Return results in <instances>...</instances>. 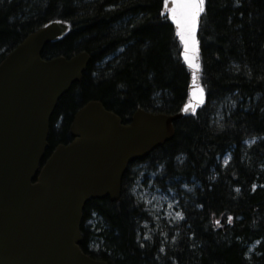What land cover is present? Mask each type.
<instances>
[{"label":"trees","instance_id":"16d2710c","mask_svg":"<svg viewBox=\"0 0 264 264\" xmlns=\"http://www.w3.org/2000/svg\"><path fill=\"white\" fill-rule=\"evenodd\" d=\"M167 0H0V63L30 33L51 21L70 24L49 42L43 59L81 52L90 62L58 100L47 157L71 141L75 113L89 100L127 123L143 109L175 114L188 96ZM206 102L174 122L171 140L125 172L118 200H89L82 250L107 264H264V0H206L199 28ZM122 49L121 52H117ZM235 102L217 116L219 107ZM217 116V117H216ZM255 141L247 146L245 141ZM231 152L225 166L220 156ZM162 169L160 179L189 182L179 189L184 219L173 242L139 238L148 216L130 193L136 163Z\"/></svg>","mask_w":264,"mask_h":264},{"label":"water","instance_id":"95a60500","mask_svg":"<svg viewBox=\"0 0 264 264\" xmlns=\"http://www.w3.org/2000/svg\"><path fill=\"white\" fill-rule=\"evenodd\" d=\"M167 10L189 71L188 98L175 114L137 110L129 123L89 100L74 115L72 140L45 159L51 117L61 96L80 81L87 52L43 59L45 45L64 36L68 24L54 21L30 33L0 63V264H107L81 249L83 210L91 199L118 200L129 163L141 160L174 136V121L206 101L199 26L189 38L177 20L193 7ZM187 106V108L185 107Z\"/></svg>","mask_w":264,"mask_h":264},{"label":"rangeland","instance_id":"374dc122","mask_svg":"<svg viewBox=\"0 0 264 264\" xmlns=\"http://www.w3.org/2000/svg\"><path fill=\"white\" fill-rule=\"evenodd\" d=\"M234 105L235 102L232 100L227 101L226 104L219 107L216 115L224 116L225 112ZM254 141V139H248L245 144L249 146ZM230 160L231 152H227L218 158L222 166L227 165ZM136 169L139 171L136 172L130 193L142 205V210L148 216L147 220L140 224L139 238L143 240L157 238L164 243L173 242L174 237H170V232L174 230L176 224L184 219L179 205L181 196L179 189L192 190L191 183H176L177 181L170 182L168 179H159L161 178L160 169L148 172L144 163L137 164Z\"/></svg>","mask_w":264,"mask_h":264},{"label":"snow or ice","instance_id":"6c2138e0","mask_svg":"<svg viewBox=\"0 0 264 264\" xmlns=\"http://www.w3.org/2000/svg\"><path fill=\"white\" fill-rule=\"evenodd\" d=\"M174 2H175V6L172 9L173 19H177L176 17L177 8L193 7L196 9V11L192 13L190 20H184V21L177 20V23L182 25V38H184L183 31H187L189 38H191V33L195 27V17L197 13L200 11V6L202 5L203 0H174ZM185 107L187 108V106Z\"/></svg>","mask_w":264,"mask_h":264},{"label":"flooded vegetation","instance_id":"af4514ba","mask_svg":"<svg viewBox=\"0 0 264 264\" xmlns=\"http://www.w3.org/2000/svg\"><path fill=\"white\" fill-rule=\"evenodd\" d=\"M69 28H70V26H69ZM68 31H69V30H68ZM66 34H67V33H66ZM121 51H122V49H118V51H117V52L119 53V52H121Z\"/></svg>","mask_w":264,"mask_h":264},{"label":"bare ground","instance_id":"6f19581e","mask_svg":"<svg viewBox=\"0 0 264 264\" xmlns=\"http://www.w3.org/2000/svg\"><path fill=\"white\" fill-rule=\"evenodd\" d=\"M167 264H175V263H173L172 261H170L169 263H167Z\"/></svg>","mask_w":264,"mask_h":264}]
</instances>
